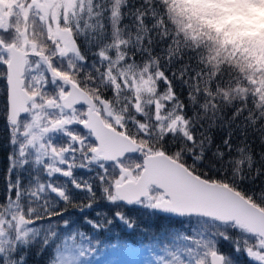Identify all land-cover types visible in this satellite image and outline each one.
<instances>
[{"label":"snow or ice","instance_id":"obj_1","mask_svg":"<svg viewBox=\"0 0 264 264\" xmlns=\"http://www.w3.org/2000/svg\"><path fill=\"white\" fill-rule=\"evenodd\" d=\"M0 115V264H264V0H0Z\"/></svg>","mask_w":264,"mask_h":264},{"label":"trees","instance_id":"obj_2","mask_svg":"<svg viewBox=\"0 0 264 264\" xmlns=\"http://www.w3.org/2000/svg\"><path fill=\"white\" fill-rule=\"evenodd\" d=\"M11 152L12 146L10 145L8 140V132L5 127L3 116L0 115V183H2L5 169L9 166L8 156L11 154ZM76 175L78 177L87 178L89 173L84 170H77ZM57 179L59 181L63 180L62 177H58ZM72 194L77 200H82L85 198L84 193L76 190H73ZM97 207L105 208L107 206L104 204H100ZM96 210V207H94L90 211L84 213V215L92 216ZM70 214L72 218L77 222H79V220L81 219V214L78 211H73ZM145 224L150 226L147 230L144 229ZM153 224V219L147 216H142L140 218V221L137 224L135 230H129L119 222L115 223L109 231L99 234V237L103 240L102 247H104L106 250L104 254L99 255L94 259H98L100 261L105 258L123 256L132 252H147L146 243L152 240L159 231L158 227H151ZM84 227L87 228L86 225ZM87 231L91 232V229H87ZM111 244H119L120 247L118 249H112L110 247ZM222 247L225 250H228L230 248L227 243H223ZM240 261L241 264H246L244 257H240ZM30 264H43V258L32 257L30 259Z\"/></svg>","mask_w":264,"mask_h":264},{"label":"rangeland","instance_id":"obj_3","mask_svg":"<svg viewBox=\"0 0 264 264\" xmlns=\"http://www.w3.org/2000/svg\"><path fill=\"white\" fill-rule=\"evenodd\" d=\"M119 257V258H118ZM118 257H109L99 261V264H144L149 258L147 252H132Z\"/></svg>","mask_w":264,"mask_h":264}]
</instances>
